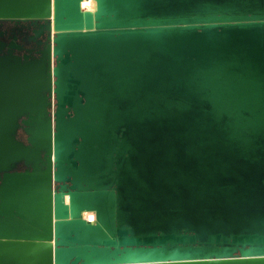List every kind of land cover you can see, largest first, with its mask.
Masks as SVG:
<instances>
[{"label":"water","instance_id":"95a60500","mask_svg":"<svg viewBox=\"0 0 264 264\" xmlns=\"http://www.w3.org/2000/svg\"><path fill=\"white\" fill-rule=\"evenodd\" d=\"M81 1L0 0V264H264V0Z\"/></svg>","mask_w":264,"mask_h":264},{"label":"flooded vegetation","instance_id":"af4514ba","mask_svg":"<svg viewBox=\"0 0 264 264\" xmlns=\"http://www.w3.org/2000/svg\"><path fill=\"white\" fill-rule=\"evenodd\" d=\"M2 29L7 32L8 35L11 34V32H15L17 36L18 43L23 47L32 50V54H34L35 50L38 49V46H36V43H33L31 38V31L32 28L28 27V24H13L10 22H3L2 23ZM6 39V38H5ZM41 42H45V37H41Z\"/></svg>","mask_w":264,"mask_h":264},{"label":"bare ground","instance_id":"6f19581e","mask_svg":"<svg viewBox=\"0 0 264 264\" xmlns=\"http://www.w3.org/2000/svg\"><path fill=\"white\" fill-rule=\"evenodd\" d=\"M95 1L94 0H82L80 3V7L83 11H91L95 10ZM82 218L93 223L95 221L93 212H82Z\"/></svg>","mask_w":264,"mask_h":264}]
</instances>
